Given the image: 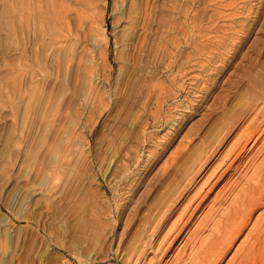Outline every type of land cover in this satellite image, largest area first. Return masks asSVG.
Here are the masks:
<instances>
[{"label":"rangeland","instance_id":"374dc122","mask_svg":"<svg viewBox=\"0 0 264 264\" xmlns=\"http://www.w3.org/2000/svg\"><path fill=\"white\" fill-rule=\"evenodd\" d=\"M57 1L0 0V264H189L264 167V0Z\"/></svg>","mask_w":264,"mask_h":264},{"label":"bare ground","instance_id":"6f19581e","mask_svg":"<svg viewBox=\"0 0 264 264\" xmlns=\"http://www.w3.org/2000/svg\"><path fill=\"white\" fill-rule=\"evenodd\" d=\"M48 13L52 14L56 18V21H61L63 23L68 16L65 4L63 5L60 3L59 5L57 0H51ZM261 132L263 133L264 131ZM242 151H244V149ZM257 171L258 173L256 172L257 176L254 178V181L251 179L253 182L248 184L242 195L238 197L239 199L235 201V204L233 206L231 205L232 207L226 214L223 223L220 222L221 224L218 228L216 225L218 230L216 229L215 231H218V233H216L214 238L212 240L210 239L211 241L209 240L210 242L208 245L204 246L201 250L200 248L204 245L202 242V245L199 247V250L201 251L195 253V256H193V259L189 262V264L222 263L225 254L230 247H232L234 241H236L235 239L247 227L248 221L251 219L254 211L258 207L264 205V167H260ZM139 260H141V258ZM176 264L178 263L176 262ZM180 264L184 263L181 262ZM228 264H264V214L259 216L255 226L251 230V233H249L246 238V241L236 251V254L229 260Z\"/></svg>","mask_w":264,"mask_h":264}]
</instances>
